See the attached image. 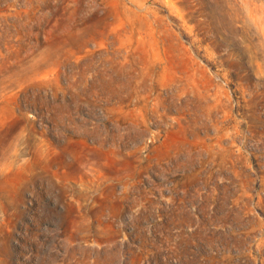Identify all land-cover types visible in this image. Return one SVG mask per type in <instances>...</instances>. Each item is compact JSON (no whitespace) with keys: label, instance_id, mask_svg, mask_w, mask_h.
I'll use <instances>...</instances> for the list:
<instances>
[{"label":"rangeland","instance_id":"374dc122","mask_svg":"<svg viewBox=\"0 0 264 264\" xmlns=\"http://www.w3.org/2000/svg\"><path fill=\"white\" fill-rule=\"evenodd\" d=\"M0 264H264V0H0Z\"/></svg>","mask_w":264,"mask_h":264}]
</instances>
